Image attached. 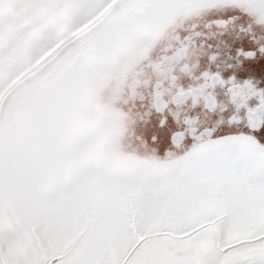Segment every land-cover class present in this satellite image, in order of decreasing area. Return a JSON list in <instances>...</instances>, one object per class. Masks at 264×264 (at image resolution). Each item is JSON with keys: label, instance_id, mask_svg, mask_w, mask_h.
<instances>
[{"label": "snow or ice", "instance_id": "snow-or-ice-1", "mask_svg": "<svg viewBox=\"0 0 264 264\" xmlns=\"http://www.w3.org/2000/svg\"><path fill=\"white\" fill-rule=\"evenodd\" d=\"M0 264H264V0H0Z\"/></svg>", "mask_w": 264, "mask_h": 264}]
</instances>
